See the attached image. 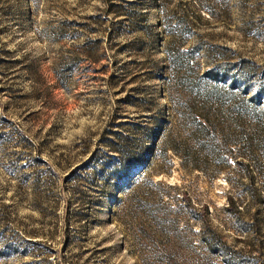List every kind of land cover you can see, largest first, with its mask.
Masks as SVG:
<instances>
[{
  "label": "rangeland",
  "instance_id": "rangeland-1",
  "mask_svg": "<svg viewBox=\"0 0 264 264\" xmlns=\"http://www.w3.org/2000/svg\"><path fill=\"white\" fill-rule=\"evenodd\" d=\"M0 264H264V0H0Z\"/></svg>",
  "mask_w": 264,
  "mask_h": 264
}]
</instances>
